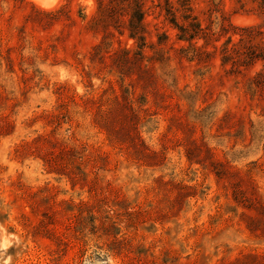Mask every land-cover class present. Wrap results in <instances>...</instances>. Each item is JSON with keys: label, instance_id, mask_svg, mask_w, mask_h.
<instances>
[{"label": "rangeland", "instance_id": "obj_1", "mask_svg": "<svg viewBox=\"0 0 264 264\" xmlns=\"http://www.w3.org/2000/svg\"><path fill=\"white\" fill-rule=\"evenodd\" d=\"M104 1L0 0V264H264V0H143V41ZM43 134L84 151L85 185L17 155Z\"/></svg>", "mask_w": 264, "mask_h": 264}, {"label": "trees", "instance_id": "obj_2", "mask_svg": "<svg viewBox=\"0 0 264 264\" xmlns=\"http://www.w3.org/2000/svg\"><path fill=\"white\" fill-rule=\"evenodd\" d=\"M117 0H112L111 2H115ZM130 1L132 7L131 19L130 21V37L132 39H141L144 40V30L146 26L144 10H143V0H125ZM99 9L101 10L104 5V0H97ZM190 5V0H185L183 6L188 7ZM188 9V8H186ZM190 10V8H189ZM111 13L116 12V7L111 6L109 8ZM168 13L173 14L171 10ZM173 23L175 22V18H173ZM193 29H189L187 26H182L180 29L182 31V38L186 40L193 41L200 34L202 28L197 26H192ZM101 47V46H99ZM126 54L131 52V49H126ZM236 52V51H235ZM229 54V53H228ZM251 59H262L264 60V54H257L256 56H252ZM236 66V65H235ZM95 123L105 131L107 135V139L112 146L122 147L127 144V147H131V158H134L141 166L145 165L148 167H153L160 165V161H158L159 153L155 151L149 150L142 142L136 128L133 130L131 135L125 134L121 136L120 131V118L116 115V113L110 110L100 109L96 113ZM122 126V124H121ZM49 134H43L38 136L32 142H25L16 149V153L19 157L25 155L31 151V149H35L38 152L42 153V160L45 163V166L49 173H54L60 176H67L73 184L82 183L86 184V155L83 153L84 151H77L75 148L63 147L58 150L55 149V142L50 139ZM27 151V152H25ZM29 151V152H28ZM44 151V152H43ZM35 151H31L34 153ZM107 154V153H106ZM40 157V156H39ZM108 154L105 157V160L108 161ZM194 195V194H192Z\"/></svg>", "mask_w": 264, "mask_h": 264}, {"label": "bare ground", "instance_id": "obj_3", "mask_svg": "<svg viewBox=\"0 0 264 264\" xmlns=\"http://www.w3.org/2000/svg\"><path fill=\"white\" fill-rule=\"evenodd\" d=\"M38 5L43 6V7H53L57 4L58 0H33Z\"/></svg>", "mask_w": 264, "mask_h": 264}]
</instances>
